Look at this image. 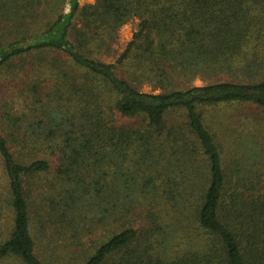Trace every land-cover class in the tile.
Returning a JSON list of instances; mask_svg holds the SVG:
<instances>
[{
    "label": "trees",
    "instance_id": "1",
    "mask_svg": "<svg viewBox=\"0 0 264 264\" xmlns=\"http://www.w3.org/2000/svg\"><path fill=\"white\" fill-rule=\"evenodd\" d=\"M51 2L0 0V71L45 77L0 112V264H264V0H66L39 27ZM238 107L258 135L227 168Z\"/></svg>",
    "mask_w": 264,
    "mask_h": 264
},
{
    "label": "rangeland",
    "instance_id": "2",
    "mask_svg": "<svg viewBox=\"0 0 264 264\" xmlns=\"http://www.w3.org/2000/svg\"><path fill=\"white\" fill-rule=\"evenodd\" d=\"M94 3V0H82L81 5H91ZM62 4V5H61ZM44 13H46L45 17H41L37 19V23L40 26H43V24L50 22L52 18L57 15L59 12L63 11L67 12L69 10L68 3L64 2L61 3V0H53L51 4L47 7L44 6L43 8ZM141 20L139 18H134L133 20L129 21L125 25L122 26V28L119 31V41L115 40L113 41L110 51L106 49V47L97 46L94 49L90 48L91 52L89 53L90 56L104 60L106 62L113 61L117 58L119 52L121 51V45L126 44V42L131 39L135 31L137 30V27ZM37 25V26H38ZM75 27H79L80 24L78 22H75ZM11 27V28H10ZM77 30V29H76ZM0 34L3 35V41L7 42L10 41L13 38H17V32L16 30H12L11 24H6L5 22L0 23ZM77 34L73 32L71 34L70 39L76 41ZM78 44V43H77ZM24 65L20 64L19 61L16 62L13 69H7V70H1L0 71V112L4 109V106L6 105L9 110L11 109V113L14 114H22L24 112L25 102H24V96L20 94L21 90H23L30 81H36L37 80H43L45 77L43 75H40L39 78L37 75H32L29 70L30 67L27 66L26 69L23 68ZM31 74V76H30ZM206 84L205 81H202L201 79H196L193 81L190 86H200ZM188 86V85H187ZM140 90L144 92H151L153 89L148 85H142L140 87ZM237 110H229L230 113L228 114H221L224 116L222 119L218 120L219 122L223 123L222 127H216L212 128V133L216 136V141L220 145V148L222 150L223 154V160L224 165L227 168L232 167L236 164V161L240 159V148L241 143L248 142L249 140L254 139L258 133V115L257 112L253 108H242L238 107L235 108ZM227 112V111H225ZM1 114V113H0ZM218 116V115H217ZM231 119H227V118ZM217 118V117H216ZM227 121H226V119ZM208 123V122H207ZM264 132V129H262ZM235 163V164H234ZM55 164V163H54ZM3 186H5V180L2 175V170L0 168V191L3 190ZM30 185L26 186L28 189ZM31 188V187H30ZM31 190H35V187L31 188ZM35 199L38 201V197L36 196ZM36 201V203H37ZM39 202V201H38ZM35 203V204H36ZM4 217L1 219V233L4 232L5 234V228H9L10 225V213H4ZM90 239L98 240L100 239V235L93 236L92 238L87 239L86 243L87 245L90 244ZM13 264V263H8Z\"/></svg>",
    "mask_w": 264,
    "mask_h": 264
}]
</instances>
